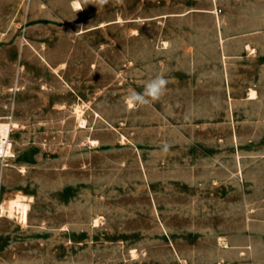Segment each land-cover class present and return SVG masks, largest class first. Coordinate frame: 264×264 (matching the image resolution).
<instances>
[{
    "label": "rangeland",
    "instance_id": "rangeland-1",
    "mask_svg": "<svg viewBox=\"0 0 264 264\" xmlns=\"http://www.w3.org/2000/svg\"><path fill=\"white\" fill-rule=\"evenodd\" d=\"M0 117V264H264V0H0Z\"/></svg>",
    "mask_w": 264,
    "mask_h": 264
},
{
    "label": "clouds",
    "instance_id": "clouds-1",
    "mask_svg": "<svg viewBox=\"0 0 264 264\" xmlns=\"http://www.w3.org/2000/svg\"><path fill=\"white\" fill-rule=\"evenodd\" d=\"M84 3H92L93 5H104L108 3V0H84ZM77 8L81 5L77 3ZM169 81L164 75H157L153 79L149 80L143 88L142 92H136L132 90L126 97V103L129 108H134L137 105H146L150 102L158 101L164 94ZM171 145L167 142L162 144V151L168 152Z\"/></svg>",
    "mask_w": 264,
    "mask_h": 264
},
{
    "label": "built area",
    "instance_id": "built-area-1",
    "mask_svg": "<svg viewBox=\"0 0 264 264\" xmlns=\"http://www.w3.org/2000/svg\"><path fill=\"white\" fill-rule=\"evenodd\" d=\"M5 120H8V118L0 117V122H8L11 126L5 130L0 128V162H2L4 166H8L11 161L17 158V152L12 137L15 126L12 120Z\"/></svg>",
    "mask_w": 264,
    "mask_h": 264
},
{
    "label": "bare ground",
    "instance_id": "bare-ground-1",
    "mask_svg": "<svg viewBox=\"0 0 264 264\" xmlns=\"http://www.w3.org/2000/svg\"><path fill=\"white\" fill-rule=\"evenodd\" d=\"M252 95H254V93ZM10 126L11 125L8 122H2V121L0 122V128H2V130L8 129ZM22 197H24V196H22ZM24 199H25V197H24ZM24 199L21 197H17L16 199L12 200L11 203L9 202L10 204L8 206V209H9V212L11 215L15 211H18V213L20 214L19 217L21 218L22 222H28L29 203L25 202ZM5 207H7V206H5Z\"/></svg>",
    "mask_w": 264,
    "mask_h": 264
}]
</instances>
